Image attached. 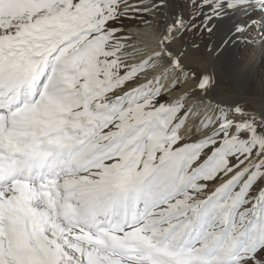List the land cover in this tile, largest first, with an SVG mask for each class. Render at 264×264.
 Wrapping results in <instances>:
<instances>
[{"label": "snow or ice", "instance_id": "obj_1", "mask_svg": "<svg viewBox=\"0 0 264 264\" xmlns=\"http://www.w3.org/2000/svg\"><path fill=\"white\" fill-rule=\"evenodd\" d=\"M125 3L0 0V264H264V184L249 195L264 116L219 108L182 144V102L157 106L151 82L118 94L149 64L129 67L110 26ZM205 5L246 17L240 35L264 12V0ZM229 173L200 198V181Z\"/></svg>", "mask_w": 264, "mask_h": 264}, {"label": "rangeland", "instance_id": "obj_2", "mask_svg": "<svg viewBox=\"0 0 264 264\" xmlns=\"http://www.w3.org/2000/svg\"><path fill=\"white\" fill-rule=\"evenodd\" d=\"M161 2L163 1L126 0L125 4H121V11L124 15H122L118 20L112 22L110 25L116 30L115 37L118 34H122L127 31L130 27L136 26V24L142 25L146 23L152 24L155 27L154 32L157 33L160 30L161 25L168 22L167 28H163V34L168 37V42L171 48H178V51L182 56L188 57L190 54L193 55L195 58L194 61L198 62L197 64L203 70L201 71L204 72V77H208L207 89L209 94L220 102L219 104L221 105H218L221 108L226 106L224 109L228 110L233 106H239L247 110H255L264 114V39L258 32H256L255 28V23L263 21L264 15L261 18V12L252 13L251 20L248 21L246 26L245 34L240 35L236 33L235 27L237 24L245 26V20L247 18L242 16L239 12H233L225 8L224 14L217 16L213 14L210 6L205 5L202 8H198L197 5L201 3L200 0H195V2H193V0H169V4L173 10L171 16H167L163 9L160 11L161 7L159 4ZM130 4H133L131 9L126 7ZM155 19L158 20L155 21ZM252 20L255 21L254 24L251 22ZM201 36H205L207 39L205 44L206 46L204 47L199 45L198 42V38ZM240 38L245 40L246 46H248L249 50H253L254 48L256 53H260L259 62L255 63L254 60L251 61L249 59L246 61H239L238 56H235L233 52L235 46H237L239 53L242 52V48L238 46V43H236ZM200 50H204L205 55L202 54ZM250 64L254 66L255 74L257 73L256 75H253L254 70L251 72V75L249 74V71L246 70L251 68ZM152 69V71H154L156 67H152ZM145 73L143 71V73H138L135 77L138 80H141H139L141 86H144L143 82L148 80H146L145 77L149 73L146 71ZM170 74L171 73L168 75ZM198 75L203 76V74L200 73ZM141 76L143 78H141ZM152 76L153 75H151V77ZM216 76L219 77V79H217ZM191 78L192 89L190 90H193L194 92L185 97V99L180 100L177 97L171 98V94L168 95L159 93L154 103L158 106L159 104L170 105L181 101L182 110L178 115L182 116L184 113H187L188 120L191 116V111L188 108L187 103L195 99H199V102L201 103L202 96L208 99L206 91H202V89L197 88V76L194 75ZM163 80L164 78L161 79V81ZM200 81L201 80H199V82ZM200 103L197 104L200 105ZM231 115L232 114L230 113V116ZM248 117L252 116L249 115ZM181 143L183 144L189 142ZM210 154L211 149H205L199 159L193 163L192 167L195 168L202 164ZM230 163L235 164V159H232ZM236 170L238 171L239 169ZM233 174L234 173H229L226 176L221 175L214 180L200 181V183L206 185L204 192L200 194V198L211 194ZM262 184H264V179L253 186L249 195L255 196ZM250 206L251 205H248V207ZM261 253H264V250H261ZM259 255L260 254L258 253V256Z\"/></svg>", "mask_w": 264, "mask_h": 264}, {"label": "bare ground", "instance_id": "obj_3", "mask_svg": "<svg viewBox=\"0 0 264 264\" xmlns=\"http://www.w3.org/2000/svg\"><path fill=\"white\" fill-rule=\"evenodd\" d=\"M162 1L163 2H161L159 4V6L161 7L160 11H162V9H163L167 16H171L173 9H172L171 5L169 4V0H162ZM200 2H201V0H200ZM132 6H133V4H130L126 7L131 9ZM206 6H208V5H206ZM261 14H262V16H261V18H262L264 15V12H261ZM191 17H193V16H191ZM156 20H158V19H155V21ZM263 21L256 22L255 28H256V32H258L261 35V37L264 39V22ZM164 25L165 24L161 25V27L158 25L160 27V30L158 32L156 31L157 33H155L154 32L155 27L152 24H148V23L142 24V25L136 24V26L130 27L127 31H125L122 34H118L115 38L118 39L120 41V43L125 45V47L123 48L122 51H123V53L126 54L124 59H125V63L129 67L139 65L143 61L149 60V64H148L147 68L144 70V73H145V71L147 73H149L145 77L146 80L147 79L148 80L143 82L144 84L143 83H141V84H143L145 86V85H149V83L151 82V84H150L151 88L152 89H159L160 94H168V95L171 94V96H170L171 98L177 97L178 99L183 100V99H185V97H187L192 92H194L193 90H190V89H192V85H191V79L192 78L191 77L196 75L198 78V84H199V80L205 79L204 72H202L203 70L197 64L198 62L194 61L195 58L193 57V55L190 54V56H188V57L182 56L181 53L178 51V48L177 49L174 47L171 48V46L168 42L169 41L168 37L166 35L164 36V34H163ZM157 30H158V28H157ZM198 42H199V45L204 47V46H206L205 44L207 42V39L205 36H201L198 38ZM236 43H238V46H240L242 48V52H240V53L237 49V46H235V48L233 49L234 50L233 52H234L235 56H238L239 61H246L247 59H249L251 61L254 60L255 63L259 62L260 53H256L254 48H253V50H249V48H248V46H246L245 40H243V38H240L238 40V42H236ZM200 51L202 54L205 55L204 50H200ZM157 52H160L162 54L160 56H155L154 54ZM169 53L171 54V56H169ZM173 55H174V57H173ZM184 57H186V58H184ZM173 59L179 61L180 65H181L180 69H177L172 65ZM250 65H251V68L246 69V70L249 71V74L251 75V72H253V70H254V66L252 64H250ZM152 67H156V69L154 71H152L153 70ZM263 71H264V66H263ZM198 72L200 74H203V76L200 77L198 75L199 74ZM139 73H143V71H141ZM169 73H171V74L168 75ZM256 74H255V70H254L253 75H256ZM151 75H153V76L155 75V76L151 77ZM173 75H174V77H173ZM215 75H216V73H215ZM141 78H143V77L141 76ZM162 78H164L163 81H161ZM216 78L219 79V77H217V76H216ZM139 80L137 78H134L132 81L127 82L125 87L122 88L118 94H123V92L130 91L133 88L141 86L140 85L141 80L140 81ZM197 88L200 89L198 87V85H197ZM206 94L208 95V99H206L202 96V102L201 103L199 102L200 101L199 99H195L193 101L191 100V102L187 103L188 108L191 111V116L186 121V124H185V130H186L187 134H185L184 130H182V132H181V135L183 136L182 142L193 143L197 140H200L204 136L205 133L203 131L197 130L200 127L199 121H201L205 117V114L212 115L213 118H215L214 114L217 112V110L219 108H221L219 106V105H221V104H219L220 102L218 100H216L215 98H213L209 94L208 89L206 90ZM189 98H191V97H189ZM197 103L198 104L200 103V105H198ZM242 109L244 110V113L247 114V116L251 115L252 117H255L257 119L264 116L263 113H260V112L255 111V110H247L244 108H242ZM243 118L244 117H242L240 115H235L236 120H241Z\"/></svg>", "mask_w": 264, "mask_h": 264}, {"label": "water", "instance_id": "obj_4", "mask_svg": "<svg viewBox=\"0 0 264 264\" xmlns=\"http://www.w3.org/2000/svg\"><path fill=\"white\" fill-rule=\"evenodd\" d=\"M165 26H166V27H165ZM167 26H168V22L165 23L164 28L166 29ZM200 77H202V75H201ZM202 91H204V90H202ZM204 93H205V92H204ZM204 93H203V94H204ZM204 96H205V94H204ZM224 108H226V106H225ZM243 115H244L243 117H248L247 114H245V113H244ZM245 115H246V116H245Z\"/></svg>", "mask_w": 264, "mask_h": 264}]
</instances>
